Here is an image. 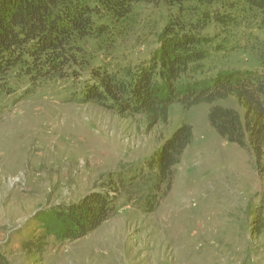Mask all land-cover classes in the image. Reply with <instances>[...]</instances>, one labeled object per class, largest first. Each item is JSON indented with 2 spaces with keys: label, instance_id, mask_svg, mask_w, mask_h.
Instances as JSON below:
<instances>
[{
  "label": "rangeland",
  "instance_id": "rangeland-1",
  "mask_svg": "<svg viewBox=\"0 0 264 264\" xmlns=\"http://www.w3.org/2000/svg\"><path fill=\"white\" fill-rule=\"evenodd\" d=\"M136 11L139 24L116 47L88 42L94 61L120 75L145 64L157 47L159 11ZM241 14L234 25L206 32L216 40L204 81L229 73L264 80V20ZM60 83L17 86L0 97V264H264V148L253 152L249 133L246 147L229 143L209 123L216 106L251 122L245 103H174L167 122L154 125L146 115L83 102L80 83ZM257 95L263 103L264 90ZM183 125L193 137L167 192L153 161ZM104 188L118 193L114 217L77 241L50 238L40 254L25 248L42 234L47 211Z\"/></svg>",
  "mask_w": 264,
  "mask_h": 264
},
{
  "label": "trees",
  "instance_id": "trees-1",
  "mask_svg": "<svg viewBox=\"0 0 264 264\" xmlns=\"http://www.w3.org/2000/svg\"><path fill=\"white\" fill-rule=\"evenodd\" d=\"M140 5L160 13L159 25H154L159 28L157 47L145 64L120 75L94 61L88 42L116 47L139 24ZM241 13L264 20V0H0V97L12 96L17 86L34 91L58 82L80 83L83 102L121 116L146 115L154 125L167 122L174 103L190 109L235 97L252 110V121L246 117L244 123L236 110L216 106L209 123L242 148L249 133V148L258 154L264 148V102L257 92L264 90V80L234 73L218 74L211 82L201 79L216 40L206 32L234 25ZM192 137V127L183 125L153 161L155 176L167 183V192L173 168ZM112 190L94 191L81 202L50 209L41 222L42 234L30 238L25 248L40 254L50 238H85L117 214L118 193L111 195Z\"/></svg>",
  "mask_w": 264,
  "mask_h": 264
}]
</instances>
